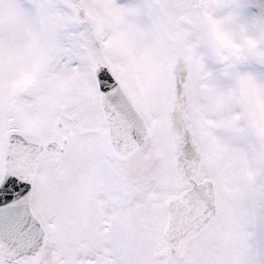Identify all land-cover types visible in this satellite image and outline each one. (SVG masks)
<instances>
[{
    "label": "snow or ice",
    "instance_id": "1",
    "mask_svg": "<svg viewBox=\"0 0 264 264\" xmlns=\"http://www.w3.org/2000/svg\"><path fill=\"white\" fill-rule=\"evenodd\" d=\"M0 264H264V0H0Z\"/></svg>",
    "mask_w": 264,
    "mask_h": 264
}]
</instances>
